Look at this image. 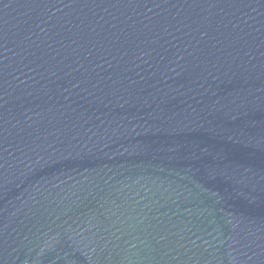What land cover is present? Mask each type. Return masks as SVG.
<instances>
[{
    "label": "water",
    "instance_id": "obj_1",
    "mask_svg": "<svg viewBox=\"0 0 264 264\" xmlns=\"http://www.w3.org/2000/svg\"><path fill=\"white\" fill-rule=\"evenodd\" d=\"M0 264H264V0H0Z\"/></svg>",
    "mask_w": 264,
    "mask_h": 264
}]
</instances>
